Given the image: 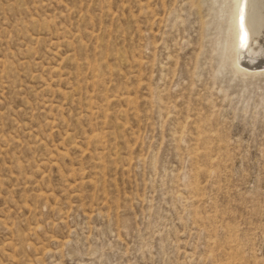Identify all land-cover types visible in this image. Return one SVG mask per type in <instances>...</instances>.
<instances>
[{"label":"rangeland","instance_id":"obj_1","mask_svg":"<svg viewBox=\"0 0 264 264\" xmlns=\"http://www.w3.org/2000/svg\"><path fill=\"white\" fill-rule=\"evenodd\" d=\"M236 13L0 0V264H264V28L242 57Z\"/></svg>","mask_w":264,"mask_h":264},{"label":"bare ground","instance_id":"obj_2","mask_svg":"<svg viewBox=\"0 0 264 264\" xmlns=\"http://www.w3.org/2000/svg\"><path fill=\"white\" fill-rule=\"evenodd\" d=\"M243 5V16H244V29L247 32V43L241 47L240 42V7ZM235 26L237 30V41L236 48L239 50V54L242 57H248L244 53L250 50L253 42H256L258 37L261 34L262 29L264 28V0H237V13L235 18ZM253 48V47H252ZM255 49V48H254ZM262 49L261 45H257L256 50ZM253 57V56H250ZM254 58V57H253ZM256 58V57H255ZM247 66V63H243L239 56L237 60V65ZM249 66V65H248Z\"/></svg>","mask_w":264,"mask_h":264},{"label":"snow or ice","instance_id":"obj_3","mask_svg":"<svg viewBox=\"0 0 264 264\" xmlns=\"http://www.w3.org/2000/svg\"><path fill=\"white\" fill-rule=\"evenodd\" d=\"M240 7V42H241V47H243L247 43V32L244 29V16H243V5H239Z\"/></svg>","mask_w":264,"mask_h":264}]
</instances>
